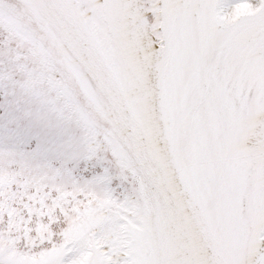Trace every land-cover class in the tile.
Listing matches in <instances>:
<instances>
[{
    "label": "snow or ice",
    "instance_id": "obj_1",
    "mask_svg": "<svg viewBox=\"0 0 264 264\" xmlns=\"http://www.w3.org/2000/svg\"><path fill=\"white\" fill-rule=\"evenodd\" d=\"M0 264H264V0H0Z\"/></svg>",
    "mask_w": 264,
    "mask_h": 264
}]
</instances>
